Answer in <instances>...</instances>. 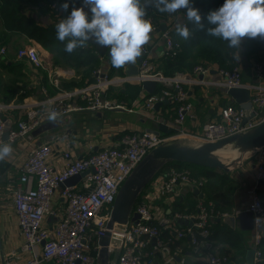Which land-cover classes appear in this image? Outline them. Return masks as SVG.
<instances>
[{
  "label": "built area",
  "instance_id": "obj_1",
  "mask_svg": "<svg viewBox=\"0 0 264 264\" xmlns=\"http://www.w3.org/2000/svg\"><path fill=\"white\" fill-rule=\"evenodd\" d=\"M83 0H61L49 6L51 12L59 14L61 5L81 3ZM185 9L176 12L171 24L161 29L151 16H146L153 25L152 33L159 32L164 41V57L174 59L181 51V41L173 35V23L182 19ZM264 45V41H263ZM2 52L5 49L2 48ZM145 57L138 67L135 76H111L101 69L94 72L95 81L71 90L61 88L62 74L73 75L72 69H55L48 61L50 52L41 48L35 40L18 48L16 57L33 64L36 68L48 70L51 83L57 89L54 96L47 95L41 100L25 99L20 104L0 102V144L13 146L23 144L26 157L21 163L16 177L10 178L9 191H12V202L18 217L24 242L22 253L31 254V258L20 264H39L41 261L53 264H96L100 239L106 236V228L112 205L117 193L137 164L162 142L177 137L190 135L206 141H218L239 132L253 128L264 122V59L254 64V77L257 82L247 84L243 81L240 65L230 69L214 68L211 64H198L190 71H181L175 75H165L157 70L149 57V49L144 47ZM215 71V72H214ZM54 74V75H53ZM213 74L217 79H212ZM53 75V76H52ZM52 76V77H51ZM145 81H155L161 88L150 94L145 100L147 109H154L155 104L172 102L176 104V116L173 123H161L172 128L171 133L137 132L124 135L114 146L92 152L85 157H77L67 147L69 134L56 139L58 148L53 142L37 143L34 131L47 122L50 112L58 115L60 124L70 119L72 113L81 110L103 112L109 110H128L124 103L108 97L112 87L132 84L142 87ZM246 88L250 91V110L238 104L221 106L216 117L206 122L198 132L184 128L187 117H196L189 91L196 87ZM143 88V87H142ZM77 100H81V105ZM17 110V119L10 118L9 112ZM9 114V115H8ZM252 114V115H251ZM249 117L246 122L244 119ZM7 134V139L5 135ZM60 161V162H58ZM256 179H264V149L255 159ZM86 173L80 180L70 186L62 187L74 176ZM191 184L202 188L205 180L199 179L192 171L183 167L170 168L159 173L146 187L135 205L139 214L137 223H131L122 234L121 246H114L117 251L116 264H153L155 256L151 245L165 248L175 240L190 238L194 248L205 254L207 264H231L230 257L215 250L212 240V222L228 215L227 212H216L212 203L200 201L194 213H173L174 218L189 222L174 235L163 238L164 230L173 229L171 220L161 211L158 203L173 201L178 196L179 187ZM55 202L62 208L55 206ZM254 216V246L257 261H262V241L264 238V202L258 190L250 191V201L244 210ZM51 220V227L45 225ZM0 240V253H1ZM40 247V251L37 248ZM113 252V250L111 251ZM15 256V254H13ZM0 264H19L3 260Z\"/></svg>",
  "mask_w": 264,
  "mask_h": 264
},
{
  "label": "crops",
  "instance_id": "obj_2",
  "mask_svg": "<svg viewBox=\"0 0 264 264\" xmlns=\"http://www.w3.org/2000/svg\"><path fill=\"white\" fill-rule=\"evenodd\" d=\"M82 5L83 2L73 3L69 5L67 11L61 9L59 14L49 10L47 15H41V13L35 9L32 10L30 8H26L25 12L28 17L34 18V20L39 23V26L47 27L49 24L56 25L70 14L73 7L79 8ZM85 11L88 12L89 9L85 8ZM176 15V13H173V15L166 13L165 16L161 15L158 22H160L162 26H166L173 22ZM182 21V19H179L177 24L176 22L173 23L172 31L174 36L177 35L176 26L181 24ZM2 30L3 26L2 23H0V31ZM8 36L9 40L1 45L2 47L0 48V102L20 104L25 99L41 100L46 97L44 91H46L47 95H56L57 89L54 84L51 83L48 70L36 68L28 61L19 60L16 57L19 46L18 42L21 44L25 43L21 45L22 47L30 44L31 40L35 39L30 38L22 32H11ZM36 42L40 44L41 48L43 47L50 52L48 61L55 69H72L74 71L73 75H61L60 83L64 90L81 87L88 82L95 81L94 72L97 69H101L111 76L128 75L126 74L125 67L120 69L114 68L110 59L101 56L89 43L88 46L83 49H90L95 52V54L98 55V62L96 64H84L81 67H76L77 60L74 59L72 53L69 54L64 51V43L59 41L61 45L59 51L55 46H51V48L48 49L38 41ZM144 47L149 49L151 62L157 66V70H159L164 58V41L162 38H159V32L151 33V40L149 44ZM2 48L5 49L4 53L1 52ZM143 57H145L144 54L138 58L136 62L138 67ZM5 60L9 61V67L11 64L15 66L19 65V67L15 69L12 68L11 70L4 65ZM254 64L255 61L253 59L250 61V64L242 65L243 81L247 84L257 82L254 77ZM211 65L214 68H219L215 63H211ZM217 78L218 76L213 74L212 79ZM135 87L140 86L132 84L115 86L110 89L108 94L110 99L119 103H124L125 106L132 109V111L121 109L103 112H93L89 110L76 111L71 114L70 119L63 120L59 124V127L49 130L39 136L34 135L37 143L53 142L54 147L58 148L60 143H55V141L61 138L60 135L62 136L63 133L66 132L69 134V142L67 146L64 145L62 147H67L77 157H85L92 152L114 146L126 134L145 132L148 128L158 126L162 121L173 123L176 116V104L167 101L155 104L154 109H147L145 107V100L150 94L140 87V93L134 97ZM160 88L161 84L157 83L154 93ZM189 99L193 103L196 117L195 119L187 117L183 126L190 132L200 131L201 127L206 122L216 117L221 106L235 104L234 99L227 93L225 87L196 86L189 91ZM77 101L81 105L84 104L81 100ZM9 114L10 118L17 119L20 112L14 110L13 112H9ZM11 147L12 153L10 156L0 161V240L2 245L0 263H2L3 260H11L20 264L29 260L31 254L22 253L20 251L24 238L12 202V191H9L8 187L10 186V178L17 176L20 165L24 161L27 153L23 144L16 143ZM194 171L196 173L200 172L199 169L195 168ZM231 177L235 189L233 194H230V208L228 211L229 214L236 215L237 211L244 210L248 205L250 201V191L253 189L264 190V183L261 184L260 181L256 179V168H253L251 165L245 166L243 169L231 175ZM198 178L205 180L203 177ZM203 189L204 187L198 189L191 184H186L179 187V193L178 196L175 197V200L158 203L162 213L171 220V226L173 228L164 230L162 234L163 238L166 239L171 237V235H174L176 229H181L186 226L182 223L184 220L174 218L173 213H181L183 211L186 213L188 209L195 212L197 204L206 199ZM177 202L181 204L176 205ZM55 206L59 207V209L62 208V205L56 202ZM180 209L183 211H180ZM52 223L51 220H46L45 225L51 227ZM228 232H231L232 235ZM254 233L255 229L249 231L242 230L238 222L235 224V227H232L218 218L212 222V240L214 241L215 250L220 254L228 255L231 264L259 263L255 256ZM213 234L215 235L214 238ZM113 247V245L109 246L110 251L113 250L109 258H106L104 255L100 257L99 253L101 249L98 250L96 264H116L117 256L114 255L116 250H114ZM151 248H153L155 254L153 257V264H207L205 254L194 248L190 238L175 240L171 245L165 248H158L153 243ZM37 251H40V247L37 248ZM13 254H15V256ZM39 264H48V262L41 261Z\"/></svg>",
  "mask_w": 264,
  "mask_h": 264
},
{
  "label": "clouds",
  "instance_id": "obj_3",
  "mask_svg": "<svg viewBox=\"0 0 264 264\" xmlns=\"http://www.w3.org/2000/svg\"><path fill=\"white\" fill-rule=\"evenodd\" d=\"M161 13H176L185 9V16L195 30L226 43L228 49L240 50L245 39L264 41V0H224L217 10L206 17L195 8L191 0H83L79 8L73 7L70 14L55 25L56 38L65 44L64 51L71 54L88 46L90 41L99 47H106L112 66L120 69L134 65L149 44L153 25L146 19L147 6ZM63 11L68 3L61 6ZM85 8L89 11L86 12ZM90 13V15H89ZM209 27L206 28V24ZM178 37L187 41L192 30L187 25L176 26ZM49 121L56 122L58 115L50 112ZM12 153L10 144H0V161Z\"/></svg>",
  "mask_w": 264,
  "mask_h": 264
},
{
  "label": "water",
  "instance_id": "obj_4",
  "mask_svg": "<svg viewBox=\"0 0 264 264\" xmlns=\"http://www.w3.org/2000/svg\"><path fill=\"white\" fill-rule=\"evenodd\" d=\"M166 28L165 25L161 27L162 30ZM96 51L108 59V49L106 47H99L90 41ZM143 56V54H142ZM126 74L135 76L138 74V64L125 66ZM157 82L145 81L142 85L143 89L149 94L155 92ZM227 93L234 99L235 103L241 107L250 110V91L246 88H231ZM252 115V114H251ZM249 117L244 119V122ZM59 127V123L47 122L40 128L34 131L35 136H39L49 130ZM172 128L160 123L158 126L148 128L146 132L149 133H171ZM7 139V134L5 135ZM264 149V122L250 128L248 130L239 132L227 138L218 141H206L201 138L184 135L168 139L157 147L153 148L133 169L126 181L120 187L115 201L112 205L109 220L106 228L108 232L106 236L100 239L101 250L99 256L104 255L109 258L111 251L109 246H121L123 236L131 223H137L139 214L135 212V205L149 185V183L161 173L166 166L171 163H189L198 165L200 167L217 169L222 171L225 175L231 176L243 169L247 165L256 168L255 159L258 154ZM86 173L70 178L62 187L70 186L80 180ZM264 183V179L260 180ZM182 221V220H181ZM180 221V222H181ZM222 221L235 227L238 222L240 228L245 231L254 229V216L251 212L242 211L238 215L230 214ZM185 225L189 222L182 221ZM114 255H118L117 251ZM48 264H53L52 261Z\"/></svg>",
  "mask_w": 264,
  "mask_h": 264
},
{
  "label": "trees",
  "instance_id": "obj_5",
  "mask_svg": "<svg viewBox=\"0 0 264 264\" xmlns=\"http://www.w3.org/2000/svg\"><path fill=\"white\" fill-rule=\"evenodd\" d=\"M60 1L61 0H0V18L3 21V30L0 31V46L9 40L8 34L11 32H22L28 35L30 38H34L48 49L51 48V46H55L57 49H59L61 45L59 40L56 38L55 24H49L47 27L39 26V23L34 20V18L27 16L25 9H35L41 13V15H47L50 10L49 6L54 2ZM141 3L146 4L147 0H141ZM191 3L195 8L200 10L202 16L206 17L210 11L217 10L219 7H221L224 3V0H191ZM146 11V16H151L157 23L160 24V26H162L158 20L160 19L161 15L165 16L166 13H161L150 5L147 6ZM184 22L187 24L190 30H192V35L187 41H184L182 38L178 37V35L174 36L176 39L181 41V51L174 59L164 57L162 60V65L158 71H161L165 75H175L178 72L186 70L190 71L198 64L197 61L199 60L209 61L211 63L217 64L219 68L226 69H230L236 65V61L233 57L236 50L228 49L225 42L218 40L215 37L208 36L206 31L195 30L194 26L188 22L187 19H185ZM206 23L207 22L205 20V24ZM207 27H209V25L206 24V28ZM243 43H245L246 50L249 53L259 52L261 50L264 51L263 41L260 39H245ZM72 55L74 56V59L77 60L76 67H81L84 64H96L98 62V55L90 49H77L72 53ZM191 62L193 63L191 64ZM4 65L9 67V61L5 60ZM17 67H19V65L15 66L14 64H11L9 68L12 70V68L15 69ZM135 88L134 97H136L141 90L140 87ZM183 167H187L192 170L195 176L203 177L205 179L206 183L203 189L206 196L205 202H212L216 212L229 213V198L230 194L232 195L235 189L232 177L225 175L222 171L217 169H210L200 167L198 165L180 162L169 164L163 171H166L170 168L181 169ZM194 168L199 169L200 172L196 173ZM258 193L264 202V190L258 189ZM179 204L181 203H176V205ZM180 211L183 210L180 209ZM181 213L191 214L194 212L188 209L186 213L184 211ZM228 233L232 235L231 232ZM214 236L215 235L213 234V238ZM261 248L263 256L262 261L258 264H264V238Z\"/></svg>",
  "mask_w": 264,
  "mask_h": 264
},
{
  "label": "rangeland",
  "instance_id": "obj_6",
  "mask_svg": "<svg viewBox=\"0 0 264 264\" xmlns=\"http://www.w3.org/2000/svg\"><path fill=\"white\" fill-rule=\"evenodd\" d=\"M170 15H173V13L172 14H170ZM0 23H2V26H3V21H2V19L0 18ZM28 40V39H27ZM23 44H25V43H20V42H18V48L19 47H21V45H23ZM264 46V45H263ZM2 46H0V48H1ZM17 49V48H16ZM1 52H2V49H1ZM234 55H239V53L237 52V50L234 52ZM234 55H233V57H234ZM254 59V61L256 62V61H258V60H260V59H264V51L263 50H261V51H259V52H255V53H249V52H247V50H246V47H245V43H243L242 44V46H241V50H240V60H237V59H235V61L237 62V65H240L241 66V69H242V65H247V64H250V61H252ZM201 62H203V63H205V65L207 64V65H209V64H211V62H209V61H197V63L198 64H203V63H201ZM193 62H191V64H192ZM197 64V65H198ZM187 71V70H186ZM189 71V70H188ZM115 254V253H114Z\"/></svg>",
  "mask_w": 264,
  "mask_h": 264
}]
</instances>
